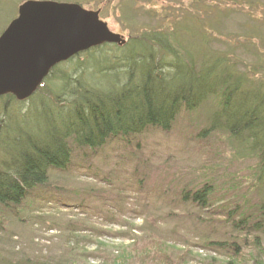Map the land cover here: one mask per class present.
<instances>
[{
	"label": "rangeland",
	"instance_id": "obj_1",
	"mask_svg": "<svg viewBox=\"0 0 264 264\" xmlns=\"http://www.w3.org/2000/svg\"><path fill=\"white\" fill-rule=\"evenodd\" d=\"M25 1L0 0V34ZM32 1L98 11L125 41L163 31L185 60L195 58L204 39L209 50L264 80V0ZM218 102L219 95L181 110L167 133L151 129L128 143L74 151L70 168L49 172L23 205L0 206V264H264V159L223 131L198 137ZM203 183L213 188L214 207L236 211L232 219L223 212L204 222L209 212L177 206V191ZM243 217L248 228L262 225L246 234L257 236L259 247H244V233L230 226ZM208 241H234L240 254L214 250Z\"/></svg>",
	"mask_w": 264,
	"mask_h": 264
},
{
	"label": "trees",
	"instance_id": "obj_2",
	"mask_svg": "<svg viewBox=\"0 0 264 264\" xmlns=\"http://www.w3.org/2000/svg\"><path fill=\"white\" fill-rule=\"evenodd\" d=\"M217 95L219 102L198 137L223 131L247 144L262 161L264 80L239 70L230 56L209 50L204 39L189 60L165 32L153 30L129 36L120 46L92 48L55 66L26 101L10 95L0 98V206L23 205L46 184L49 172L70 168L74 151H96L111 140L128 143L151 129L167 133L181 110L193 111ZM212 194L213 188L203 183L182 188L174 199L177 206L209 212L204 222L224 218L223 212L232 219L236 211L214 207ZM259 212L264 214V206ZM246 221L232 220L230 226L244 233V247H259L253 243L259 238L246 234L261 231L262 225L256 222L248 228ZM208 242L214 250L240 254L234 241Z\"/></svg>",
	"mask_w": 264,
	"mask_h": 264
},
{
	"label": "water",
	"instance_id": "obj_3",
	"mask_svg": "<svg viewBox=\"0 0 264 264\" xmlns=\"http://www.w3.org/2000/svg\"><path fill=\"white\" fill-rule=\"evenodd\" d=\"M124 43L98 11L76 3L25 1L0 34V98L26 101L55 66L101 45Z\"/></svg>",
	"mask_w": 264,
	"mask_h": 264
}]
</instances>
